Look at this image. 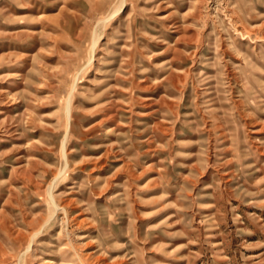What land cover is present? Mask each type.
<instances>
[{
    "label": "rangeland",
    "instance_id": "374dc122",
    "mask_svg": "<svg viewBox=\"0 0 264 264\" xmlns=\"http://www.w3.org/2000/svg\"><path fill=\"white\" fill-rule=\"evenodd\" d=\"M0 264H264V0H0Z\"/></svg>",
    "mask_w": 264,
    "mask_h": 264
},
{
    "label": "bare ground",
    "instance_id": "6f19581e",
    "mask_svg": "<svg viewBox=\"0 0 264 264\" xmlns=\"http://www.w3.org/2000/svg\"><path fill=\"white\" fill-rule=\"evenodd\" d=\"M94 43V42H93ZM94 45V44H93ZM38 231H40V230H38Z\"/></svg>",
    "mask_w": 264,
    "mask_h": 264
}]
</instances>
